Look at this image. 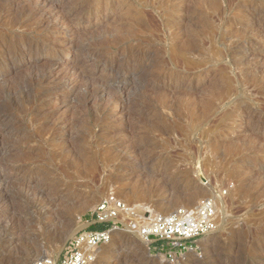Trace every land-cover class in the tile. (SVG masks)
Segmentation results:
<instances>
[{
  "label": "rangeland",
  "instance_id": "rangeland-1",
  "mask_svg": "<svg viewBox=\"0 0 264 264\" xmlns=\"http://www.w3.org/2000/svg\"><path fill=\"white\" fill-rule=\"evenodd\" d=\"M6 1L0 41L31 48L0 63V240L20 246L0 264L58 258L109 193L146 217L213 198L217 231L173 264H264V0ZM138 146L149 170L123 171ZM169 185L200 196L162 206ZM94 264L171 263L120 234Z\"/></svg>",
  "mask_w": 264,
  "mask_h": 264
},
{
  "label": "built area",
  "instance_id": "built-area-1",
  "mask_svg": "<svg viewBox=\"0 0 264 264\" xmlns=\"http://www.w3.org/2000/svg\"><path fill=\"white\" fill-rule=\"evenodd\" d=\"M217 229L218 204L213 198L191 209L181 207L169 214L146 217L109 193L83 217L82 228L70 237L58 258L42 257L33 264H91L115 233L139 239L149 255L173 264L185 254L195 253L198 241Z\"/></svg>",
  "mask_w": 264,
  "mask_h": 264
},
{
  "label": "bare ground",
  "instance_id": "bare-ground-1",
  "mask_svg": "<svg viewBox=\"0 0 264 264\" xmlns=\"http://www.w3.org/2000/svg\"><path fill=\"white\" fill-rule=\"evenodd\" d=\"M4 1H6V0H4ZM59 0H35V3H34V6H35V9H36V11L38 12V11H46V9H51V8H53L54 6H55V4L58 2ZM7 2V1H6ZM4 3V2H3ZM8 3H9V1H8ZM10 4V3H9ZM2 5H0V7H1ZM1 9H2V7H1ZM24 9L25 8H23L22 9V11H21V13L24 11ZM36 12V13H37ZM40 13V12H39ZM41 14H42V12H41ZM45 14V13H44ZM18 15H20V14H18ZM16 17H18V16H16ZM19 18V17H18ZM21 18V17H20ZM15 20V19H14ZM18 20V19H17ZM16 23V22H15ZM71 29H73V27L70 25V27H69V29L68 30H71ZM27 44V45H26ZM27 46H30V48H31V42H29V43H25L24 45H18L17 47H13L12 46V42H10V40H8V39H2L1 41H0V49H2L3 50V55L2 56H0V63L1 62H5L6 60H12V56L15 54V52L16 51H23V50H25V48L27 47ZM58 46V45H57ZM56 46V47H57ZM25 58V57H24ZM14 59V58H13ZM17 60V59H16ZM34 61V58H31L30 56H27L22 62H24V63H28V64H31L32 62ZM21 62V61H20ZM21 62V63H22ZM12 63V62H11ZM10 63V64H11ZM51 66H53L52 64H51ZM116 75L118 74V72L117 73H115ZM51 76H52V71L51 70H49L48 72H43L40 76H39V80H38V83H47L46 81H48V80H50V78H51ZM160 76H161V74H160ZM115 84H118V82H117V80H116V78H113V80H112V83H110L109 85H102V86H100V87H98L95 91H94V94H95V96H96V98L98 97V98H102L105 94H106V92L108 91V88H110V86L111 87H113ZM63 87V85H61L60 86V88H62ZM5 111H2V108H1V110H0V130H4V131H6L7 132V135L9 134H13L12 133V129L14 128L13 127V124L14 123H4L3 124V121H5V113H4ZM5 133V132H4ZM8 151H9V149L7 148V147H5V145H3V144H0V158H1V156L3 155V154H6V153H8ZM132 155L131 156H133V157H138V160L137 161H139L138 163H131L130 164V162H128V164H126V166H124L123 167V171H125V172H130L131 171V173H134V172H132V171H137L138 173H144V172H147L148 170H149V162H146L145 160H143V158H145L144 157V152L142 153V151H141V147L140 146H138V147H135L134 148V150H133V152L131 153ZM147 155V154H146ZM131 156H129V155H123V157H122V160H123V162L125 161V160H127L126 158H128V157H131ZM143 157V158H142ZM148 158V157H147ZM129 159V158H128ZM131 159V158H130ZM133 160V158L131 159V161ZM135 161H136V159H135ZM154 160L152 159V162H153ZM126 162V161H125ZM7 165H9L11 168H15L14 167V165H13V163L12 162H10L9 164H7ZM125 165V164H124ZM145 174V173H144ZM4 177V176H3ZM0 189H1V187H7V185H6V180L7 179H5V177H4V179L0 176ZM29 181H32L31 179H29ZM166 185H168V184H166ZM3 190V189H2ZM43 190V189H42ZM194 191L193 192H191V193H188V191H187V193H184V194H178L177 193V186H171V185H169V186H166V190H165V194H164V197H165V199H168L167 201L168 202H166V204L164 203V204H162V206H164V205H166V207H170V206H172V202L174 201V199H180V198H182V197H184V198H186V200H194V199H196V198H198L199 196H200V193H198V191L196 190V189H193ZM41 191V190H40ZM1 192V191H0ZM1 195V194H0ZM133 197H137V194H136V192H134L133 191ZM2 196V195H1ZM1 196H0V200H1ZM174 203V202H173ZM43 204H45V203H43ZM42 204V205H43ZM0 205H2V203L0 204ZM43 207V206H42ZM40 208V213H41V215L40 216H44L45 215V209H43V208ZM7 208H8V206H7ZM45 208H46V206H45ZM136 208V207H135ZM3 211V210H2ZM0 211V220L2 219V218H4L6 215L8 216L9 214H11L12 215V213H14V211L15 210H9V211ZM17 212V211H16ZM47 214L49 215V213L47 212ZM10 217V216H9ZM45 217H47V216H45ZM52 217H54V219L52 220V221H48L49 222V224H48V226H49V228H54V226L55 225H57V224H60V218H59V216H57V215H55V216H53L52 215ZM242 216H239V218H241ZM14 218V217H13ZM42 218V217H41ZM44 218V217H43ZM15 219V218H14ZM46 219V218H45ZM49 219V218H48ZM52 219V218H51ZM50 219V220H51ZM255 218H250L249 220H252L253 222H255L256 220H254ZM16 220L18 221V219L16 218ZM44 220V219H43ZM5 222V221H4ZM9 222V221H8ZM47 222V223H48ZM6 223H7V221H6ZM1 224V223H0ZM47 225V224H46ZM4 226H6V225H4ZM2 226H0V228H1ZM17 227V226H16ZM47 227V226H46ZM56 227V226H55ZM18 230V229H17ZM75 233V232H74ZM19 234V233H18ZM121 233H115L114 235H113V239H114V237L115 236H119ZM13 236H15V235H13ZM13 236H11V235H9L8 237H4L3 239H1L0 240V244L3 246V247H9V248H11L10 246L11 245H13V244H15V246L17 247V246H19V244L18 245H16V243H15V241L18 243V241L13 237ZM20 236V235H19ZM71 236V235H70ZM17 237V236H16ZM21 239H22V237H21ZM113 239H112V241L107 245V246H111L112 244H113ZM140 241V240H139ZM141 242V241H140ZM20 243V242H19ZM13 247V246H12ZM20 247V246H19ZM14 248V247H13ZM18 248V247H17ZM2 249V248H1ZM112 249V248H111ZM5 250V249H4ZM15 250H16V248H15ZM19 250V249H18ZM17 251V250H16ZM119 255V254H118ZM47 257H51L50 255H48L47 254ZM56 259V258H55ZM95 263V261L94 262H92L91 264H94Z\"/></svg>",
  "mask_w": 264,
  "mask_h": 264
}]
</instances>
